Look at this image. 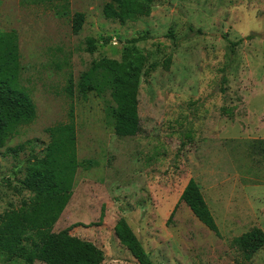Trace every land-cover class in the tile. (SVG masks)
<instances>
[{
	"label": "rangeland",
	"instance_id": "374dc122",
	"mask_svg": "<svg viewBox=\"0 0 264 264\" xmlns=\"http://www.w3.org/2000/svg\"><path fill=\"white\" fill-rule=\"evenodd\" d=\"M109 1L70 0L71 14H85L75 35L50 5L0 0V31L19 35L21 85L37 109L0 149V215L31 196L22 186L27 164L48 145L46 130L68 123L73 109L78 158L94 164L78 170L54 232L93 242L102 264H139L116 237L121 218L154 264H264V248L246 261L233 244L252 228L264 231V0H155L150 16L126 24L104 18ZM132 46L147 65L171 64L142 78L141 132L121 138L107 123L110 96L71 98L68 77L78 82L103 58L122 61ZM20 145L18 155L8 152ZM190 179L219 237L180 202ZM0 264L23 263L0 255Z\"/></svg>",
	"mask_w": 264,
	"mask_h": 264
},
{
	"label": "trees",
	"instance_id": "16d2710c",
	"mask_svg": "<svg viewBox=\"0 0 264 264\" xmlns=\"http://www.w3.org/2000/svg\"><path fill=\"white\" fill-rule=\"evenodd\" d=\"M33 5H50L56 16L69 17L72 33L78 35L85 23V14H71L70 0H27ZM155 0H110L103 8L105 19L126 24L150 16ZM255 35L248 38L254 39ZM246 38V39H248ZM230 42L231 49L241 44ZM133 42H137L134 40ZM89 52L96 50L95 40L88 38ZM143 51L132 46L122 61L103 58L94 61L78 82L72 73L68 77L67 93L73 98L77 93L87 99L90 93L110 96L105 113L109 126L121 138L135 137L141 132L139 117V86L142 78L158 70L168 69L171 58L163 65L157 62L147 65ZM23 67L19 35L15 30L0 31V149L17 134L21 126L33 123L37 117L33 97L21 85ZM224 114H232L222 108ZM70 121L46 130L50 141L41 156L29 160L22 186L31 196L18 208L0 215V255L23 264H102L106 255L91 241L70 233L69 229L54 232V226L69 204L75 188L78 170L88 169L93 161L80 162L77 148V130L74 111ZM23 145L9 148L17 154ZM193 215L219 237V229L205 197L194 179H190L180 197ZM173 210L170 219L176 212ZM115 234L139 264H154L141 241L127 221L121 218L115 226ZM233 244L240 249L246 261L264 248V231L252 228L235 238Z\"/></svg>",
	"mask_w": 264,
	"mask_h": 264
},
{
	"label": "crops",
	"instance_id": "0c3cea01",
	"mask_svg": "<svg viewBox=\"0 0 264 264\" xmlns=\"http://www.w3.org/2000/svg\"><path fill=\"white\" fill-rule=\"evenodd\" d=\"M230 213V215L232 216V214H231V211H228V214Z\"/></svg>",
	"mask_w": 264,
	"mask_h": 264
}]
</instances>
